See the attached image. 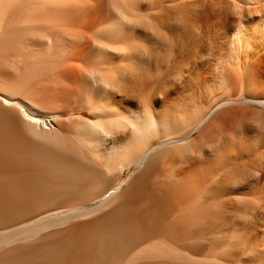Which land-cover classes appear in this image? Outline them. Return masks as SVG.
I'll return each mask as SVG.
<instances>
[{
	"label": "bare ground",
	"instance_id": "6f19581e",
	"mask_svg": "<svg viewBox=\"0 0 264 264\" xmlns=\"http://www.w3.org/2000/svg\"><path fill=\"white\" fill-rule=\"evenodd\" d=\"M0 264H264V0H0Z\"/></svg>",
	"mask_w": 264,
	"mask_h": 264
},
{
	"label": "rangeland",
	"instance_id": "374dc122",
	"mask_svg": "<svg viewBox=\"0 0 264 264\" xmlns=\"http://www.w3.org/2000/svg\"><path fill=\"white\" fill-rule=\"evenodd\" d=\"M127 174H125V176H126Z\"/></svg>",
	"mask_w": 264,
	"mask_h": 264
}]
</instances>
